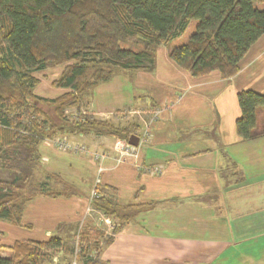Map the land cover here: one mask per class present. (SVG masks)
<instances>
[{"label":"trees","instance_id":"trees-1","mask_svg":"<svg viewBox=\"0 0 264 264\" xmlns=\"http://www.w3.org/2000/svg\"><path fill=\"white\" fill-rule=\"evenodd\" d=\"M191 20L196 21L192 33L169 51V58L192 77L217 71L228 79L264 34V0H0V161L13 173L9 180L0 179V219L19 225L25 205L35 196L79 193L55 173L44 176L60 190H47L45 181L38 182L44 140L57 132L122 140L135 135L137 124L120 127L91 114L69 122L64 110L80 108L82 97L120 72L132 79L151 69L156 49L180 36ZM50 65L64 66L54 84L67 91L55 98L34 93L39 83L35 73ZM236 97V134L245 141L264 135V124L257 123L264 113V94L246 89ZM107 189L116 194L115 188ZM96 192L90 205L122 223L136 221L159 204H124ZM62 249L63 239L56 235L16 241L0 247V264H52Z\"/></svg>","mask_w":264,"mask_h":264},{"label":"crops","instance_id":"crops-1","mask_svg":"<svg viewBox=\"0 0 264 264\" xmlns=\"http://www.w3.org/2000/svg\"><path fill=\"white\" fill-rule=\"evenodd\" d=\"M165 66L171 73L167 83L153 84L143 72L132 79L120 73L89 96L86 111L101 120L140 100L154 101L159 114L151 124L141 161L109 163L98 175L97 164L89 156L57 149L44 140L39 146L42 170L58 174L79 193L35 196L25 205L19 225L0 219L1 248L21 240L44 241L52 235L64 239V232L70 233L91 208L92 191L105 193L109 187L116 189L119 202L159 201L158 209L146 213L138 224L143 231L134 236V257H150L153 247L146 239L164 233L172 239L156 238L171 245L162 259L181 254L217 260L234 255L244 264H264V253L257 251L264 244V135L245 141L235 131L240 116L238 91L264 94V34L239 62V72L228 79L217 71L192 77L176 64ZM66 91L61 88L60 93ZM82 136L87 144L92 142V135ZM137 163L148 168L141 171ZM154 167L161 169L151 172ZM119 246L113 248L112 258L121 253ZM1 254L8 252L2 249Z\"/></svg>","mask_w":264,"mask_h":264},{"label":"rangeland","instance_id":"rangeland-1","mask_svg":"<svg viewBox=\"0 0 264 264\" xmlns=\"http://www.w3.org/2000/svg\"><path fill=\"white\" fill-rule=\"evenodd\" d=\"M195 24L196 21L191 20L186 30L180 36L173 38L168 43L163 44L156 49L154 66L151 69L148 71H139L135 74L142 72L148 74L151 77L150 82L156 85H160L162 83L164 84V82L167 83V78L171 76V73L168 69V66L166 67L165 65L168 62L175 64L169 58L168 53L173 47L179 46L186 42L189 35L192 33ZM261 56L262 55H260V57ZM63 67V65H50L45 70L36 72L35 76L38 77L39 83L37 84L34 92L36 91L38 94L42 95V97L48 95L52 96L53 98L63 94L60 93L61 88L56 87L54 84V82L59 78ZM140 92L143 93V90H140ZM152 93L154 92H151V94L148 95H152ZM90 94L81 98L80 108L77 109L76 107H67L64 110V116L67 121L73 122L75 120H80L85 114H90L86 111V108L89 106L88 103H90ZM138 103L132 107L125 106L123 108L117 109L113 116L111 115V119H109V121H111L114 125L120 127H128L131 124H137L138 129L134 131L135 135L139 138V143L137 146H131L127 143V140H122L109 135L71 134L67 132H57L53 138L46 140L51 141L57 149H60L59 142H61V144L66 142L68 144H81L83 147H85L86 152L83 153L81 151L73 150L71 149L72 147H69L70 150L66 151L89 156L90 159L97 164L98 175L102 173L103 170H105L106 164L109 163L113 164V166L128 164V162L136 164V162L139 160L141 161L142 153L147 146V142L151 138V124L153 122L155 123V120L159 114L157 111L158 108L153 104L154 101H151V99L145 100L144 102L143 100H140ZM93 116L95 117L96 115ZM36 118L37 120H42V116L37 115ZM257 123L259 126L264 124V113H260L257 116ZM82 135H92L90 138L92 142L89 141L87 144V141H85ZM121 145H123V148L120 147ZM119 148L121 149L119 150ZM123 149L124 151L126 150L128 154H123V159L117 163L116 159L119 155L118 153L123 151ZM92 152L95 154H100L102 152L105 154L106 158H103L102 161L100 159H96L95 155H90ZM142 163L141 165L137 163L139 170L141 171L143 168H148L142 166ZM100 168H102V171L99 170ZM160 169L161 167H154L151 168L150 171L158 172ZM45 173L47 172L43 170L41 171V169L36 173L35 177L37 178L38 182L45 181L48 184V187L46 188L47 190H60L61 186L55 184L51 179H46L44 176ZM12 176L13 173L4 170L0 161V179L9 180ZM105 195L111 200H115L116 198L115 194L111 191H105ZM120 201L124 204L127 202L125 200ZM158 206L159 204H156L154 208L142 213L138 216L136 221L131 223H122L121 220L105 215L102 211H97L91 206V208L87 210L85 217L79 222V224L73 227L70 233L64 232L63 249L59 251V254H57L54 259H52V264H87L86 262L88 260H86V257L88 256L90 257L89 264H244L239 258H235L234 255H231L227 259H223L222 257L218 258L217 260L214 259L215 261L210 260L211 258L208 257V259H205L202 256H200V258L194 257L190 259L188 258L190 255L186 257L181 256V254L179 258L162 259L160 256L164 255L166 251L165 249L171 247V245L169 243L163 245L161 241L156 238L160 235H163L166 236V238L172 239L164 233L158 234L159 236L154 238L146 239L148 242L151 241L153 247V249H151V253H149L151 255L150 257H143L142 255L139 258L134 257L136 254L134 253L135 250H133V245L135 241H137V238L134 239V236L139 234L138 231H143V227L141 226L140 228L138 224H141L142 218L146 213H151L152 210H157ZM150 218H152V216H150ZM148 227L149 231L151 230L153 233L157 232L155 228H152V226ZM145 228L147 230V227ZM107 238L111 239L110 243H106ZM113 241L115 242L113 245H111ZM117 243L120 244L119 247L121 249L119 250L121 253H119V255L115 258H112V250H114L113 248L116 247ZM257 251L259 252V255H263L264 244L258 248ZM250 257L254 258L252 256ZM43 264H46V262Z\"/></svg>","mask_w":264,"mask_h":264},{"label":"built area","instance_id":"built-area-1","mask_svg":"<svg viewBox=\"0 0 264 264\" xmlns=\"http://www.w3.org/2000/svg\"><path fill=\"white\" fill-rule=\"evenodd\" d=\"M59 144H60L59 148H60V149H63V150H70L69 147H72L71 149H73V150L81 151V152H83V153L86 152V151H85V147H83L81 144H75V143H74V144H68L67 142L64 143V144H61V142H59ZM69 145H71V146H69ZM120 147L123 148V145H121ZM121 148H119V150H120ZM87 152L90 153L89 151H87ZM96 153H98V152H96ZM118 154H119V155H118V157H117V159H116L117 163H118L121 159H123V154L127 155L128 152H127L126 150L124 151V149H123V151H120ZM129 154H130V153H129ZM90 155H91V156H92V155H95L96 159H100L101 161H102L103 158H106L105 154L102 153V152H101L100 154H95L94 152H92ZM99 170L102 171V168H100ZM97 196H98V194H97L96 189H95V190L92 191L91 198H95V197H97Z\"/></svg>","mask_w":264,"mask_h":264},{"label":"water","instance_id":"water-1","mask_svg":"<svg viewBox=\"0 0 264 264\" xmlns=\"http://www.w3.org/2000/svg\"><path fill=\"white\" fill-rule=\"evenodd\" d=\"M127 143L131 146H137L139 143V138L136 135H130L127 139Z\"/></svg>","mask_w":264,"mask_h":264}]
</instances>
